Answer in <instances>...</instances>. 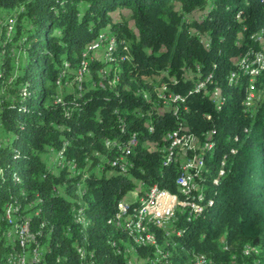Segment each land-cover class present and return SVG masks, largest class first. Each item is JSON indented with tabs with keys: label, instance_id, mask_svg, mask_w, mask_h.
Returning <instances> with one entry per match:
<instances>
[{
	"label": "trees",
	"instance_id": "16d2710c",
	"mask_svg": "<svg viewBox=\"0 0 264 264\" xmlns=\"http://www.w3.org/2000/svg\"><path fill=\"white\" fill-rule=\"evenodd\" d=\"M102 35L114 46L94 49ZM183 137L202 143L192 203L175 186ZM138 185L186 203L151 228L171 264H264V0H0V218L19 206L44 264H154L112 224ZM0 227L8 264L18 246Z\"/></svg>",
	"mask_w": 264,
	"mask_h": 264
},
{
	"label": "bare ground",
	"instance_id": "6f19581e",
	"mask_svg": "<svg viewBox=\"0 0 264 264\" xmlns=\"http://www.w3.org/2000/svg\"><path fill=\"white\" fill-rule=\"evenodd\" d=\"M106 46H108L109 48L113 47L114 46L113 39H109L106 36L102 35L100 36L98 43L94 45V49L101 50V49H104ZM246 68L247 67H244L245 70ZM82 73H83V69H80L78 71V76L79 77L82 76ZM233 78L234 77L232 76L230 78V81H232ZM201 87H203L201 84L197 86V88H201ZM183 139H184L183 143H187L190 140L189 138H186V137H183ZM179 143H180V140L178 138H174L172 146L178 145ZM105 146L108 148H111V147H114L115 144L107 141L105 143ZM131 146L133 147L136 146L135 138H134V143H131ZM203 149L210 150L212 149V145L209 142H205ZM166 152H168L169 154L164 160V163H163L164 166H167V164L171 163L172 161L171 148L167 149ZM60 155L61 154H57V159ZM182 156H183V153L178 154V157H177V159L179 158L178 162H180V159H182ZM116 160L117 162H115V165L119 166V169L122 173H126L128 163L125 162V160L122 157L119 160L118 159ZM202 168H203V158L200 155H196L195 160L189 163V165L187 166V173L190 174L188 175V183H194L192 184V187H191V195H199L196 201L202 200V193L200 192L198 184L195 183V178L199 177L200 173L202 172ZM180 171H182V173L179 175L177 179H185V167H181ZM176 187L178 188V192L182 194V190H180L178 186ZM155 189H158V188L155 186ZM150 195H151V188H149L148 190L140 194L136 203L131 204V209H125L124 219L120 218V215H119L121 214V202H119L117 206V211L114 214L113 219H112V224L114 227L123 230L126 233L128 239L130 240L129 244L123 243L122 246H123V252L126 253L127 256L128 254H131V256H133L131 259L136 258V256L138 255V252H137L138 248L147 247V248H152L154 251L153 259H152L154 264H171L170 261L168 260V258L170 257V253L165 251L163 247L158 245V241L154 233L151 231L153 224H157L156 218H159V216L156 215V211L153 213L150 212V209L154 206L156 202V201H152V198H145L146 196H150ZM19 211H20L19 206L15 204L8 205L4 210V217L2 219L0 218V222H6L9 225V228L6 229L4 232V237L6 238V241H10L12 243L16 242L17 244L16 246H18V251L15 252V250L13 249L14 254L9 259L8 264H44L45 261L43 258V249H41L37 245L38 242L36 243V240H38L36 237L38 236L34 235L32 231H30L27 219L25 218L19 219V216H18ZM187 217L190 218V214L187 215ZM189 218H187L188 221H189ZM18 220L21 223L19 227L15 225L17 227L16 228L14 227V224ZM75 220L77 223L81 224L84 229L86 228L87 223L85 222L84 216L82 215L80 211L78 212V214H76ZM172 234H174L178 238L182 233L180 231L178 232L174 231ZM86 242H84L83 245L81 244L82 246L77 249L78 255L81 260H85L87 257L86 256L87 252L85 253ZM224 250H226V248H224ZM250 251L251 249L249 247H246L244 250V254H248ZM120 252L121 250L118 247L117 253L120 254ZM10 256L11 255H9V257ZM200 258L201 257H197L196 259H200ZM88 263L94 264L95 262L94 260H92V261H89ZM193 264H195V261ZM201 264H212V263L202 257ZM254 264H258V262L254 261Z\"/></svg>",
	"mask_w": 264,
	"mask_h": 264
},
{
	"label": "built area",
	"instance_id": "2783aa9c",
	"mask_svg": "<svg viewBox=\"0 0 264 264\" xmlns=\"http://www.w3.org/2000/svg\"><path fill=\"white\" fill-rule=\"evenodd\" d=\"M261 56H262L261 52H258L257 54H255L254 62L256 65H257V58H261ZM250 87H248V89H250ZM254 99H255V96L250 97L248 99L247 106L251 105ZM207 119H209V117H207ZM182 133H185V132L182 131L181 129H178V130L171 131L170 133L167 134L166 137H172V141H173L174 138H180V135ZM131 143H134V136H132L131 139H129L127 146L122 150V153L124 151L130 150ZM201 144L202 143H199L196 138H194V141H188L187 143H183V156H182V159H180L179 167H185V179L175 180V186H178L179 189L182 190V196L184 197L185 201H191V203L192 201H195V199H197L199 195H191V187H192V184L194 183H188V175L190 174L187 173V166L189 165V163L195 160V156L197 153V147ZM194 151L196 152L192 154V152ZM164 152L166 153V151ZM145 198H152V201L158 202V210H154V211L168 210V204H172V202L170 201L169 192H162L161 189H155V185L151 187V195L146 196ZM120 202H121V214L119 215H120V218L124 219L125 209H131L132 202H125L124 199ZM161 227L165 232L171 231V229L166 228V223H163ZM201 259L202 257L200 259H195V264H201Z\"/></svg>",
	"mask_w": 264,
	"mask_h": 264
},
{
	"label": "rangeland",
	"instance_id": "374dc122",
	"mask_svg": "<svg viewBox=\"0 0 264 264\" xmlns=\"http://www.w3.org/2000/svg\"><path fill=\"white\" fill-rule=\"evenodd\" d=\"M123 14H127L126 12H124ZM99 56L100 53L95 54V56ZM70 88V87H69ZM61 160V157L57 159V155L56 153H50V155H47L44 157V161L48 166H58L60 164L59 161ZM63 191V190H62ZM145 191V188L142 185H138L137 188H135L132 192L128 193L125 198L124 201L125 202H132V203H136L138 197L140 196V194H142V192ZM170 201L172 202V204H168V210H162V211H156V215L159 217H171L174 215V212L176 210H181L183 211L184 206L186 205V203H183V207H179L178 204L176 203L175 198H170ZM156 210H158V202H156ZM166 228L171 229V231H169L168 233L172 232V226L169 223H166ZM136 259V258H134ZM133 260V259H132Z\"/></svg>",
	"mask_w": 264,
	"mask_h": 264
}]
</instances>
